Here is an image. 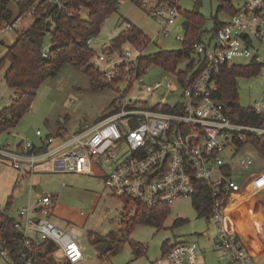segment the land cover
<instances>
[{
    "label": "built area",
    "instance_id": "2783aa9c",
    "mask_svg": "<svg viewBox=\"0 0 264 264\" xmlns=\"http://www.w3.org/2000/svg\"><path fill=\"white\" fill-rule=\"evenodd\" d=\"M124 1L118 0L117 10ZM23 2L19 10L27 2L24 10L10 21L0 22V59L1 34H17L27 28L37 18L39 7L49 2L58 9L65 6L61 0ZM141 5L145 14L162 24L155 38L168 37L167 27L181 15L179 0H141ZM222 14L221 24L210 37L204 35L193 45V75L181 86L180 102L170 106L142 102L137 92L145 90L151 95L162 85L160 81L153 85L143 82L147 67L140 59L150 39L144 46L128 42L116 46V36H110L100 51H93L90 65L103 83L122 84L126 89L123 95L134 89L133 97L121 98L105 117L72 134L36 130L37 143L11 134L15 141L0 140V158L9 162L22 183L41 172L90 175L95 170L112 195L146 210L192 198L198 183H203L210 192L211 210L206 220L216 228L214 251L228 259L226 264H255L241 241L228 232L225 215L252 201L257 192L256 199L264 204V152L256 145L259 142L260 148L264 147V83L259 101L243 107L238 102L221 101L218 76L224 67L252 64L257 72L264 67V0H248L234 6L232 14ZM123 24L124 29L130 28L129 22ZM182 38L175 36L178 41ZM92 41L87 39L86 45L90 47ZM235 107L249 112L251 117L244 119L254 123L241 122ZM245 146L256 149L263 171L253 173L254 160L238 155ZM32 191L35 198L32 202L29 198L15 217V228L22 234V261L33 264L32 254L43 242L55 246V252L68 264L85 261L77 241L86 237L87 231L80 225L55 226L49 219L54 198L38 194L35 184L30 185ZM234 201L237 204L231 206ZM198 254L196 242L175 243L154 264H203ZM0 264H14L4 247H0Z\"/></svg>",
    "mask_w": 264,
    "mask_h": 264
},
{
    "label": "rangeland",
    "instance_id": "374dc122",
    "mask_svg": "<svg viewBox=\"0 0 264 264\" xmlns=\"http://www.w3.org/2000/svg\"><path fill=\"white\" fill-rule=\"evenodd\" d=\"M24 0H11L10 6L14 14L19 12L20 4ZM248 0H232L235 7L241 6ZM218 0H179L181 11L195 10L204 19L205 37L213 30L215 17L223 19V14L216 12ZM80 16L86 19V11H81ZM126 20L136 26L150 42L144 47L143 53L152 55L158 51L181 50L182 43L175 39L176 35L183 37V16L180 15L174 25L168 26V37L155 38V33L162 25L159 20L150 18L143 9L128 0L124 1L118 10L109 16L100 29V33L93 38L90 49L100 51L101 44L114 37L124 29L123 21ZM17 34L4 32L2 38V57L11 47ZM49 38L44 40V50L47 51ZM146 42H143L144 46ZM124 47L130 48L128 44ZM264 58V52L262 53ZM244 64L248 61L241 60ZM188 64L183 61L179 70L184 71ZM8 64L0 66V114L7 110L17 98V91L5 83L4 77L8 70ZM191 74L190 72L187 73ZM143 82L153 85L160 81L161 87L150 95L145 90L137 92L142 102L154 105H173L181 101V85L176 77L170 72L163 70L156 64L150 65L142 75ZM97 87L90 77L84 74L74 65L66 64L53 78H49L35 90L31 107L23 114V117L15 126L8 128L7 133H0V140L15 141L11 134H18L21 139H27L36 143L35 132L55 135L58 129L68 131L69 134L77 132L93 124L108 114L112 106L121 98L133 97L135 90L122 94L126 89L122 84L103 83L97 78ZM264 83V67L251 77L237 79L238 104L243 107H252L260 98V90ZM136 96V97H137ZM10 119L7 115L5 120ZM238 155L248 156L254 160L253 173L263 171L261 158L257 156L255 148L245 146L240 149ZM238 171V168H237ZM239 172V171H238ZM242 177L246 175L240 172ZM31 181V182H30ZM30 181L18 182V173L5 159L0 158V214L16 216L18 210L25 207L29 198L33 201V191L30 193V185H39L42 189L40 195H48L54 198L49 219L58 228L68 225H80L88 232L77 241L80 251L86 258L76 264H154L161 257L162 246H173L175 243L196 242L199 247V255L205 257V262L221 259L226 264V257H219L218 253L212 252L216 228L203 216H198L192 207V199L180 198L174 200L168 206L169 213L161 227H152L146 224L134 226L124 236V242L120 252L109 258L100 256V253L108 249V245L101 242L100 249L91 244L93 236L105 238L110 232L116 235H124L123 223L134 216V209L128 206L120 198L112 195L104 185L103 179L94 170L90 175L81 174H52L41 172L32 176ZM35 193V192H34ZM259 193H254L252 202H247L239 210L238 216L232 211L225 215V225L229 233L236 236L243 243L248 253H251L258 264H264V204L254 203ZM254 203V204H253ZM129 207L128 211L126 209ZM239 208V207H238ZM84 215H80V213ZM206 233V236H203ZM134 246L138 254H134ZM211 249V250H210ZM56 264H67L57 252L53 254Z\"/></svg>",
    "mask_w": 264,
    "mask_h": 264
},
{
    "label": "trees",
    "instance_id": "16d2710c",
    "mask_svg": "<svg viewBox=\"0 0 264 264\" xmlns=\"http://www.w3.org/2000/svg\"><path fill=\"white\" fill-rule=\"evenodd\" d=\"M11 0H0V22L10 21L14 17L11 9ZM65 6L61 9L52 2L40 6L37 11V18L25 29L17 33L14 44L7 49V53L0 59V66L8 64L4 80L11 88L17 91V98L7 110L0 114V133H7V129L15 126L23 117V114L29 110L35 90L39 88L49 78L55 77L64 65H74L84 74L88 75L97 87H104L98 84V73L93 71L90 65L93 50L86 45V40L94 38L100 32L105 20L117 11L116 4L118 0H61ZM142 7L141 0H128ZM219 5L216 10L218 13H230L234 9L232 0H218ZM26 4L20 7L19 12L25 9ZM81 11H86V19L80 16ZM184 21L182 30L184 35L181 50L158 51L152 55H143L140 64L147 68L153 64L161 67L163 70L176 75L181 86L193 75V64L195 58L191 56L193 45L201 40L205 35L203 17L195 10L180 11ZM126 21V20H124ZM128 22V21H126ZM221 23L217 17L213 20V33ZM49 38L50 42L47 51L44 50V40ZM148 38L135 26L130 23V28L123 29L114 39V44L128 42L133 46L143 45ZM187 60L188 64L185 70H179L183 61ZM190 72L191 74H187ZM254 65L240 66L234 68H222L218 76L220 86L219 98L221 101L229 104L238 102L237 79L251 77L256 73ZM234 110L241 116L240 121L244 123H254V120H245L246 115L251 117L249 112L235 107ZM9 115L7 121L5 117ZM57 132H61L58 129ZM261 152L264 147L260 148V143H256ZM259 145V146H258ZM196 194L192 196V207L196 210L198 216L205 219L210 212V192L203 183L196 186ZM129 207L132 206L135 213L123 223L124 235L119 236L110 232L108 236L91 239V244L100 249V243L108 245V249L100 253V256L111 257L120 252L124 242L125 234L133 230L134 226L142 224L152 227H161V224L167 217L168 206H159L154 210H146L141 205L121 199ZM126 211L129 213L128 209ZM14 215L0 214V247L9 251L10 260L14 264H26L20 257L22 234L15 228ZM37 252L32 254L33 264H56L53 259L55 246L51 243L43 242L36 248ZM170 249L169 246H162V254ZM134 254H138L137 247L134 246Z\"/></svg>",
    "mask_w": 264,
    "mask_h": 264
},
{
    "label": "crops",
    "instance_id": "0c3cea01",
    "mask_svg": "<svg viewBox=\"0 0 264 264\" xmlns=\"http://www.w3.org/2000/svg\"><path fill=\"white\" fill-rule=\"evenodd\" d=\"M68 132V131H67ZM35 138H36V140H35V142L37 143L38 142V139H37V137L35 136ZM37 188H39V185H36V191H37ZM247 202H252V201H246L245 203H247ZM258 202H260L259 200H254V203H258ZM245 203L243 202V203H241L238 207H236V209H231V210H229V211H232L233 212V215L234 216H238V214H239V210H241V208L245 205ZM253 203V204H254ZM261 203V202H260ZM237 204V201H234V202H231V206H233V205H236ZM262 204V203H261ZM50 218H51V216H50ZM69 226V225H68ZM71 226H73V225H71ZM87 236H88V232H87ZM87 236H86V238H87ZM203 236H206V233H203ZM243 244V243H242ZM168 246V245H167ZM211 250V249H210ZM212 252H216V251H214V249L212 248V250H211ZM217 253V252H216ZM249 254H251V253H249ZM219 257H220V255H218ZM250 256H252V255H250ZM198 258H199V261L201 262V263H203V264H207L206 262H205V257L204 256H200L199 254H198ZM252 258H253V261H254V263L255 264H258L257 263V261H255L254 260V257L252 256ZM221 259H219L218 261H211V263L210 264H222L221 263V261H220ZM68 264V263H67ZM225 264V263H224Z\"/></svg>",
    "mask_w": 264,
    "mask_h": 264
},
{
    "label": "water",
    "instance_id": "95a60500",
    "mask_svg": "<svg viewBox=\"0 0 264 264\" xmlns=\"http://www.w3.org/2000/svg\"><path fill=\"white\" fill-rule=\"evenodd\" d=\"M41 192H42V189H41V187L39 186V188H37V193H38V194H41Z\"/></svg>",
    "mask_w": 264,
    "mask_h": 264
}]
</instances>
